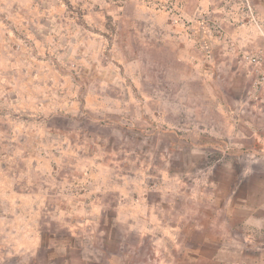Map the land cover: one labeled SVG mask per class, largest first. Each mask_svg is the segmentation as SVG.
<instances>
[{
  "label": "rangeland",
  "instance_id": "obj_1",
  "mask_svg": "<svg viewBox=\"0 0 264 264\" xmlns=\"http://www.w3.org/2000/svg\"><path fill=\"white\" fill-rule=\"evenodd\" d=\"M0 264H264V0H0Z\"/></svg>",
  "mask_w": 264,
  "mask_h": 264
}]
</instances>
